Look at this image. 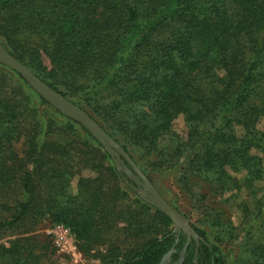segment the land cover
<instances>
[{"label":"trees","instance_id":"1","mask_svg":"<svg viewBox=\"0 0 264 264\" xmlns=\"http://www.w3.org/2000/svg\"><path fill=\"white\" fill-rule=\"evenodd\" d=\"M0 43L154 188L172 177L197 236L0 64V264H55L43 221L99 264H264V0H0Z\"/></svg>","mask_w":264,"mask_h":264},{"label":"water","instance_id":"2","mask_svg":"<svg viewBox=\"0 0 264 264\" xmlns=\"http://www.w3.org/2000/svg\"><path fill=\"white\" fill-rule=\"evenodd\" d=\"M0 64L20 74L32 90H34L49 105L66 118L73 120L82 126L102 146L104 151L113 158L116 169L123 170L124 173L136 184L139 191H141L143 195V199L169 218L174 231L182 232L188 239L193 238L194 240H197V236L193 232L192 228L188 226L173 210V208L157 193L155 188L134 165L124 150L116 142H114V140L110 138L108 134H106V132L92 118H90L86 112L37 79L30 69L8 53L1 43ZM121 158L129 164L134 174L124 166ZM168 256L169 254L162 260V262Z\"/></svg>","mask_w":264,"mask_h":264},{"label":"rangeland","instance_id":"3","mask_svg":"<svg viewBox=\"0 0 264 264\" xmlns=\"http://www.w3.org/2000/svg\"><path fill=\"white\" fill-rule=\"evenodd\" d=\"M261 128L264 129V120L261 122ZM184 124L181 118H178L174 124V130L183 134ZM142 165V164H141ZM149 172V175L152 178H159L160 175L154 174V172ZM82 177H93L94 174L89 170H83L80 172ZM75 180L72 182V190H75ZM156 187L155 190L157 193L173 208V210L182 218V220L191 227V223L194 222V219L191 216L190 210L184 205L185 201L182 197L178 195L177 187L174 185L172 177H166L162 181H155ZM259 187H264V180L258 184ZM134 190V189H133ZM139 197L142 201L146 202L143 199V195L141 191L134 190V192H130V196ZM147 203V202H146ZM150 205L149 203H147ZM182 205L184 206L182 208ZM151 206V205H150ZM173 206H181L182 210L191 216V219H185L181 214H179ZM152 207V206H151ZM154 208V207H153ZM192 212V211H191ZM231 218L233 222L237 224L238 222V214L236 211L232 213L230 211ZM194 215V214H193ZM59 226V227H58ZM36 237L38 241L44 244L48 248V253L53 252L50 255V260L55 264H99L97 261H94L90 258L82 256L76 249L75 240L69 231H66L64 228L60 227V225L50 224L47 221H43L35 231ZM44 264H48L45 262Z\"/></svg>","mask_w":264,"mask_h":264},{"label":"built area","instance_id":"4","mask_svg":"<svg viewBox=\"0 0 264 264\" xmlns=\"http://www.w3.org/2000/svg\"><path fill=\"white\" fill-rule=\"evenodd\" d=\"M59 227V226H58ZM60 227H62V226H60ZM62 228H64V227H62ZM65 229V228H64ZM66 231H68L67 229H65Z\"/></svg>","mask_w":264,"mask_h":264}]
</instances>
